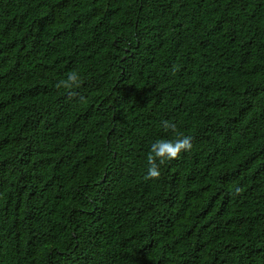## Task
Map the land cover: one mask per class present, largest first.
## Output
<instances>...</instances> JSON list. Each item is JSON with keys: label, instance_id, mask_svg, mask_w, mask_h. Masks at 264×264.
<instances>
[{"label": "trees", "instance_id": "16d2710c", "mask_svg": "<svg viewBox=\"0 0 264 264\" xmlns=\"http://www.w3.org/2000/svg\"><path fill=\"white\" fill-rule=\"evenodd\" d=\"M0 264H264V0H0Z\"/></svg>", "mask_w": 264, "mask_h": 264}, {"label": "clouds", "instance_id": "9594fccd", "mask_svg": "<svg viewBox=\"0 0 264 264\" xmlns=\"http://www.w3.org/2000/svg\"><path fill=\"white\" fill-rule=\"evenodd\" d=\"M69 80L75 81L76 77L71 76ZM163 127L175 130L176 125L170 121H162ZM193 147L191 137L184 135L175 139H158L150 146V155L148 156V167L146 178L155 179L161 175L160 165L165 161H171L179 157L182 153L191 151Z\"/></svg>", "mask_w": 264, "mask_h": 264}]
</instances>
